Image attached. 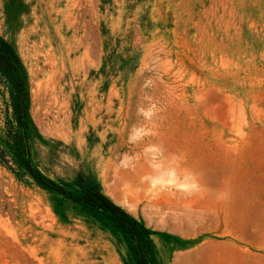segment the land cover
<instances>
[{
	"label": "rangeland",
	"instance_id": "obj_1",
	"mask_svg": "<svg viewBox=\"0 0 264 264\" xmlns=\"http://www.w3.org/2000/svg\"><path fill=\"white\" fill-rule=\"evenodd\" d=\"M0 37V264H264V0H0Z\"/></svg>",
	"mask_w": 264,
	"mask_h": 264
},
{
	"label": "trees",
	"instance_id": "obj_2",
	"mask_svg": "<svg viewBox=\"0 0 264 264\" xmlns=\"http://www.w3.org/2000/svg\"><path fill=\"white\" fill-rule=\"evenodd\" d=\"M0 72L4 73L10 80L15 92L13 93V101L18 121L23 130V134L19 136L20 143L17 145L24 153L27 152V134L28 123L26 121L28 115V99L29 94L26 85V75L23 69L20 56L17 54L12 45L0 37ZM19 151V150H18ZM26 151V152H25ZM27 169L34 173L35 176L50 188L62 193L67 198L76 202H83L92 209H98L100 212L107 214L119 228H122L132 237L147 232V228L136 218L131 216L124 208L114 203L108 196L102 193L97 185L88 186L85 182H81L82 193L80 195L67 190L63 185H59L54 181L46 179L39 172L34 170L29 163ZM140 257V250L137 251ZM141 264V259H139Z\"/></svg>",
	"mask_w": 264,
	"mask_h": 264
}]
</instances>
